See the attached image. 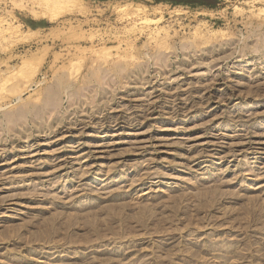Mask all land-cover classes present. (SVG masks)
<instances>
[{
	"label": "rangeland",
	"instance_id": "1",
	"mask_svg": "<svg viewBox=\"0 0 264 264\" xmlns=\"http://www.w3.org/2000/svg\"><path fill=\"white\" fill-rule=\"evenodd\" d=\"M0 264H264V0H0Z\"/></svg>",
	"mask_w": 264,
	"mask_h": 264
}]
</instances>
